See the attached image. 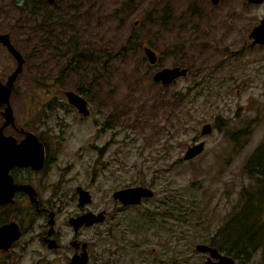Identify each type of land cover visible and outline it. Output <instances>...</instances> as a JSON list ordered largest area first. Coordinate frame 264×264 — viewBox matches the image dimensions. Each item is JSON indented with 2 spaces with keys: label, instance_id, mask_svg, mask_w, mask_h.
Returning a JSON list of instances; mask_svg holds the SVG:
<instances>
[{
  "label": "rangeland",
  "instance_id": "374dc122",
  "mask_svg": "<svg viewBox=\"0 0 264 264\" xmlns=\"http://www.w3.org/2000/svg\"><path fill=\"white\" fill-rule=\"evenodd\" d=\"M261 19L264 0H0V34L24 59L9 96L14 122H43L61 139L65 170H53L63 181L53 197L64 203L63 240L77 211L75 186L90 193L83 208L104 215L79 233L91 241V264L93 256L108 264H205L194 246L214 238L226 252L233 232L217 230L252 192L244 165L264 139V44L248 37ZM143 47L155 52V64ZM15 65L0 44L1 82ZM173 66L186 75L166 85L152 80ZM67 90L84 96L89 116L68 106ZM199 142L201 152L184 160ZM131 186L153 195L131 206L112 199ZM263 244L234 264H264ZM40 256L35 251V264ZM45 261L57 264L51 255Z\"/></svg>",
  "mask_w": 264,
  "mask_h": 264
},
{
  "label": "flooded vegetation",
  "instance_id": "af4514ba",
  "mask_svg": "<svg viewBox=\"0 0 264 264\" xmlns=\"http://www.w3.org/2000/svg\"><path fill=\"white\" fill-rule=\"evenodd\" d=\"M244 2L260 4L251 0H244ZM67 91H63L62 95L68 106L80 117L89 116L84 96L79 92L72 91L84 100L87 109L86 115L79 113L76 107L68 102L65 95ZM3 109L4 104L0 105L2 118L0 121V193L7 195L3 200H0V264H35V251L41 253V264H47L49 261H45V258L50 255L57 264H70L72 257L80 256L83 252L86 254V264H91L89 253L91 241L80 239L79 233L84 229L92 228L97 223L89 225L81 223L76 227L70 223L71 219L88 213L93 214L91 210L83 208L91 202L90 193L86 187L77 185L73 188L77 211L66 219V225L71 231L66 240H63L65 233L61 229V225L58 224V216L64 209V203L57 197H53V191L57 192L63 183L60 176H62L61 173L65 167L62 168L59 165L61 139L52 132L49 125L43 122L33 123V125L17 123L14 122L13 117V121L5 123L1 115ZM27 134L33 135L35 139L20 148L19 144ZM19 149L28 154L31 162L19 164L15 161L14 156H17ZM57 168L60 172L62 170L60 175L56 174L57 171L55 173L53 171ZM89 184L93 185V176L90 177ZM77 188L88 193V202L79 204ZM113 200L122 206H131L121 204L116 199ZM217 251L225 254L218 249ZM205 254L207 257V253ZM98 257L93 256V264L99 262ZM100 261L99 264L110 263L107 259Z\"/></svg>",
  "mask_w": 264,
  "mask_h": 264
},
{
  "label": "water",
  "instance_id": "95a60500",
  "mask_svg": "<svg viewBox=\"0 0 264 264\" xmlns=\"http://www.w3.org/2000/svg\"><path fill=\"white\" fill-rule=\"evenodd\" d=\"M212 4H216L218 0H210ZM254 3H261L263 0H251ZM48 3H52L53 0H47ZM248 37L251 39L252 44L262 45L264 44V19H261L255 26H253L248 34ZM0 44L5 47L8 53L15 60V68L14 70L7 76L4 82L0 81V105L4 104V109L1 115L4 118V122L13 121L12 110L9 105L8 99L11 92V88L13 82L21 71L23 61L21 54L17 49L13 47L11 44L7 34H0ZM143 55L146 58L149 65L155 64L157 60V56L155 52L149 47H143L142 49ZM187 69L180 68L177 66L173 67H163L154 72L152 75V80L154 82H159L163 85L169 84L174 81L176 78L182 77L186 75ZM67 100L70 104L74 105L77 111L83 115L87 114V109L85 108V102L82 98L74 94L72 91H67L65 93ZM210 131V125L204 124L201 127L200 133L204 135ZM34 136L31 134H27L26 138L19 144V147L22 148L23 145L27 144L30 140L34 141ZM203 148V142H199L197 144H193L188 147L183 155V159L187 160L195 155L199 154ZM15 161L19 164H27L31 162L28 154L19 149L17 156H14ZM78 193V202L79 204H84L88 202L89 196L86 191L80 190L77 188ZM6 193H0V200H3L6 196ZM152 191L146 187L141 186H132L123 189L116 190L112 193V198L116 199L118 202L124 205H135L139 204L141 198L151 197ZM103 213L98 212L96 214L88 213L86 215H82L77 217L76 219H71L70 223L76 227L78 224L85 223H98L103 220ZM83 247V245H82ZM194 250L199 253H207V257L204 261L205 264H234V259L231 256L226 254H221L217 251L216 248L211 247L206 244H196L194 246ZM214 259V260H212ZM261 261L264 262V244L261 250ZM70 264H86V254L83 252L80 256L72 257Z\"/></svg>",
  "mask_w": 264,
  "mask_h": 264
},
{
  "label": "trees",
  "instance_id": "16d2710c",
  "mask_svg": "<svg viewBox=\"0 0 264 264\" xmlns=\"http://www.w3.org/2000/svg\"><path fill=\"white\" fill-rule=\"evenodd\" d=\"M244 170L254 179V188L250 193L245 191L240 209L217 230V235L224 237L232 230L225 254L242 262L250 259L264 240V139L248 157ZM214 240L210 245L218 249Z\"/></svg>",
  "mask_w": 264,
  "mask_h": 264
}]
</instances>
